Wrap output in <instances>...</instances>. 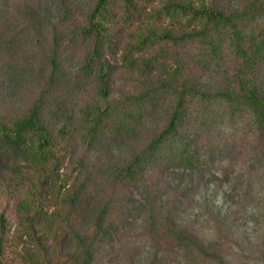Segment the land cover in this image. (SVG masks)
I'll return each instance as SVG.
<instances>
[{
    "label": "trees",
    "instance_id": "obj_1",
    "mask_svg": "<svg viewBox=\"0 0 264 264\" xmlns=\"http://www.w3.org/2000/svg\"><path fill=\"white\" fill-rule=\"evenodd\" d=\"M11 12L0 188L42 262H226L233 207L206 201V236L182 216L211 183L233 203L264 189V0H17Z\"/></svg>",
    "mask_w": 264,
    "mask_h": 264
},
{
    "label": "rangeland",
    "instance_id": "obj_2",
    "mask_svg": "<svg viewBox=\"0 0 264 264\" xmlns=\"http://www.w3.org/2000/svg\"><path fill=\"white\" fill-rule=\"evenodd\" d=\"M17 0H0V12L3 16L11 18L14 4ZM1 22V21H0ZM25 25V22H24ZM23 26V25H22ZM217 169V168H216ZM219 170V169H217ZM255 170H261L256 167ZM225 184H228L224 181ZM216 183H211L208 189V196L202 197V201H197L195 209L189 211L182 216L186 222L190 216H195V219L189 224L192 225V231L199 233L202 236L208 235L209 213L204 209L206 201H212L218 209L224 204L231 205L233 209L230 215L235 217L231 238L223 243L224 247L221 250L227 254L228 260L224 263L218 262H200L197 264H264V189L258 193L255 200H251L250 196L242 197L240 203L233 198H228L227 201H220L219 191H215ZM17 199L10 195L7 191L0 188V216L5 219V228H1L0 222V264H45L38 255L36 248V240L33 237L26 235L19 228L14 214V207ZM46 227V229H45ZM44 230L50 235H55L58 226L46 225ZM54 229H56L55 232ZM54 258L58 257V252H54ZM139 261V260H138ZM140 261L143 263V258ZM63 263V261H62ZM125 264V263H124ZM133 264V263H132ZM136 264H140L137 262ZM169 264V263H168ZM170 264H193L189 261H175Z\"/></svg>",
    "mask_w": 264,
    "mask_h": 264
}]
</instances>
